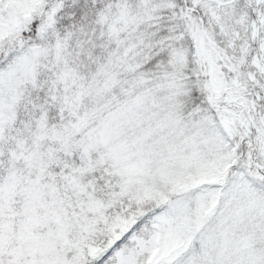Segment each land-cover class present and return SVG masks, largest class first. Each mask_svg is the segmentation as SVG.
Instances as JSON below:
<instances>
[{"label": "snow or ice", "instance_id": "6c2138e0", "mask_svg": "<svg viewBox=\"0 0 264 264\" xmlns=\"http://www.w3.org/2000/svg\"><path fill=\"white\" fill-rule=\"evenodd\" d=\"M0 264H264V0H0Z\"/></svg>", "mask_w": 264, "mask_h": 264}]
</instances>
